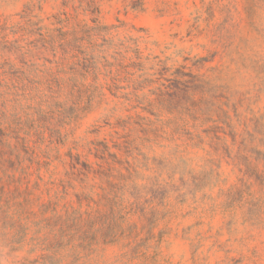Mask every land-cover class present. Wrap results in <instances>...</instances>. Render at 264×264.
<instances>
[{"label": "rangeland", "instance_id": "374dc122", "mask_svg": "<svg viewBox=\"0 0 264 264\" xmlns=\"http://www.w3.org/2000/svg\"><path fill=\"white\" fill-rule=\"evenodd\" d=\"M63 11L103 96L58 127L0 111V264H264V0H0V68ZM66 209L124 232L55 247Z\"/></svg>", "mask_w": 264, "mask_h": 264}, {"label": "trees", "instance_id": "16d2710c", "mask_svg": "<svg viewBox=\"0 0 264 264\" xmlns=\"http://www.w3.org/2000/svg\"><path fill=\"white\" fill-rule=\"evenodd\" d=\"M21 18L26 19V16ZM49 19L52 21L48 26H38L42 24L43 19L36 22L26 20L24 26L17 25L18 30L26 36L35 38L29 42L25 51H20L19 46L15 44H9L11 47L4 48L18 55L22 67L16 68L14 64H5L0 68V76L3 77L0 87L4 88L0 91V111L12 103L25 111H33L38 120L45 124L56 120L55 125L58 127L61 124L69 125L70 121L84 116L95 105L96 98L103 96L102 86L96 84L101 74L98 63L107 60L102 43L91 44L90 52H86L81 46L84 38H77L78 29L82 30L86 26L75 23L76 17L73 14L63 11ZM93 28H86L88 31H84L83 34L90 37V33L96 30ZM0 30L8 29L2 25ZM104 37L103 35L96 39H101L104 45L112 43L102 39ZM94 51L99 56L94 55ZM78 171L82 174L80 170ZM8 179L9 182L14 180L12 176ZM1 180L0 177V182ZM48 209L49 207H45L41 213L45 214ZM52 211L55 222L60 224L58 231L51 233L54 237L51 243L55 247H63L64 244L72 246L74 250L84 245L91 247L97 243V236L105 241L124 232L109 222L95 228L96 224L90 219L89 210L80 213L79 210L66 209L63 215ZM83 214L87 215L85 221L82 218ZM75 255L78 259L79 254Z\"/></svg>", "mask_w": 264, "mask_h": 264}]
</instances>
